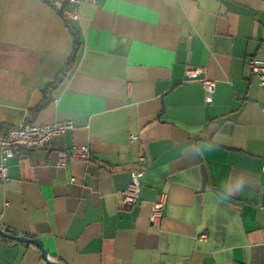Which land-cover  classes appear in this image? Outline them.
<instances>
[{"label": "crops", "instance_id": "obj_1", "mask_svg": "<svg viewBox=\"0 0 264 264\" xmlns=\"http://www.w3.org/2000/svg\"><path fill=\"white\" fill-rule=\"evenodd\" d=\"M67 6L0 0V132L25 120L72 124L48 152L6 159L0 227L40 238L49 260L0 235V264H264V87L248 66L264 59V0L84 1L71 20L76 63L31 118L72 52ZM187 66L216 80L211 103ZM73 144L88 145L90 159L59 166ZM139 167L140 198L127 206L122 191Z\"/></svg>", "mask_w": 264, "mask_h": 264}, {"label": "built area", "instance_id": "obj_2", "mask_svg": "<svg viewBox=\"0 0 264 264\" xmlns=\"http://www.w3.org/2000/svg\"><path fill=\"white\" fill-rule=\"evenodd\" d=\"M84 1L96 2V0H68V6L61 11L69 20H79L80 8ZM248 66L251 72L258 78L259 84L264 87V59L258 57L248 58ZM186 78L189 81H199L204 90V101L211 103L216 90V80L208 76L205 66H187L185 69ZM72 127L70 122L55 121L50 124L37 125L30 121H23L17 126H13L6 131L0 132V180L9 179V170L6 159L14 156L19 150L48 152L51 148V139L56 134H64ZM138 139L137 134H131V140ZM90 148L86 144H73L70 147L58 151L59 166H65L69 159H90ZM144 161V157H139V162ZM142 168L131 170V181L122 191V201L127 206L135 205L141 194ZM257 205L264 210V192L259 194ZM165 208V199L157 198L152 202L150 210V220L153 226H158ZM200 239H207V233H202Z\"/></svg>", "mask_w": 264, "mask_h": 264}, {"label": "trees", "instance_id": "obj_3", "mask_svg": "<svg viewBox=\"0 0 264 264\" xmlns=\"http://www.w3.org/2000/svg\"><path fill=\"white\" fill-rule=\"evenodd\" d=\"M59 14L61 15L62 19L64 20L65 24L69 28V31L72 35V52L69 56V59L64 66L62 70L57 74L56 78L52 81L49 82L45 88L43 89V98L41 102L34 108L30 110V117L34 118L40 111L43 109L50 101L51 99V93L55 87H57L64 79L67 77L69 71L74 67L80 48H81V34L80 31L72 25V21L66 18L63 14L62 11H59ZM1 126H0V131H1ZM5 238V237H4ZM13 240V239H10Z\"/></svg>", "mask_w": 264, "mask_h": 264}, {"label": "water", "instance_id": "obj_4", "mask_svg": "<svg viewBox=\"0 0 264 264\" xmlns=\"http://www.w3.org/2000/svg\"><path fill=\"white\" fill-rule=\"evenodd\" d=\"M0 235L5 236V237L10 238V239H13L15 241L27 242V243H32L34 245H37L41 249L43 257L46 260H49L48 255H47V251H46V249L43 245V242L40 238L15 235V234L9 233L6 230H3L1 227H0ZM52 263H54V264H65V263H61V262H52Z\"/></svg>", "mask_w": 264, "mask_h": 264}]
</instances>
